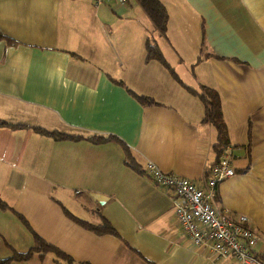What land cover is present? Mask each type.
I'll use <instances>...</instances> for the list:
<instances>
[{
  "label": "crops",
  "instance_id": "1",
  "mask_svg": "<svg viewBox=\"0 0 264 264\" xmlns=\"http://www.w3.org/2000/svg\"><path fill=\"white\" fill-rule=\"evenodd\" d=\"M160 1L164 35L136 0H0V264H64L52 251L1 262L35 235L77 263L234 264L187 242L143 172L152 161L200 183L216 160V130L186 86L220 95L235 173L215 204L248 218L264 254V0ZM146 41L179 80L145 59ZM102 218L116 235L79 223Z\"/></svg>",
  "mask_w": 264,
  "mask_h": 264
},
{
  "label": "built area",
  "instance_id": "2",
  "mask_svg": "<svg viewBox=\"0 0 264 264\" xmlns=\"http://www.w3.org/2000/svg\"><path fill=\"white\" fill-rule=\"evenodd\" d=\"M232 159L231 146H222L200 183L163 171L152 161L145 162L143 172L169 194L176 222L194 248L216 258L232 259L234 264H264L256 249L259 233L248 218L242 214L233 217L215 204L217 186L235 173Z\"/></svg>",
  "mask_w": 264,
  "mask_h": 264
},
{
  "label": "trees",
  "instance_id": "3",
  "mask_svg": "<svg viewBox=\"0 0 264 264\" xmlns=\"http://www.w3.org/2000/svg\"><path fill=\"white\" fill-rule=\"evenodd\" d=\"M140 7L143 9V11L146 13L150 21L152 22L154 30H156L159 34L164 35L167 28V19H168V13L166 10V7L160 0H136ZM1 37V35H0ZM145 59L146 60H156L160 62L165 68H167L170 73L173 75L174 78L178 79L176 73L174 70L168 65L166 60L164 59L160 49L155 43H152L150 41H146L145 44ZM179 80V79H178ZM188 91L192 93L193 95L197 96L199 100L202 102L204 107V113L202 117V121L206 123H210L214 126L217 137L216 142L213 145V148L217 152V156L220 152V149L222 146L229 145V139L227 135L226 130V124L224 122V118L222 115V108H221V99L218 91L214 88L202 86L199 91L194 90L193 88H190L186 86ZM134 98L138 100L142 104H152L156 103L152 98L144 95H138L136 93H133ZM37 131H40L42 133L48 134L54 138H64L69 137L68 134L59 132V131H48L46 129L36 127ZM91 142L97 143V142H103L108 139H116L114 136H102V135H92L88 138ZM122 148L125 153V163L131 166H134L133 158L131 155L130 150L122 144ZM79 223L94 231L97 234L101 233H111V234H117L115 229L112 227V225L109 223V221L105 218L101 219L100 224H92L83 220H79ZM35 244L32 248H30L26 252H14L13 255L8 258L1 260L2 263H7L11 260H24L29 258L34 251H52L54 252L60 259L64 261V264H88V263H77L72 260L70 256L65 254L64 252L60 251L55 246L45 242L37 235L34 236ZM260 258L264 260V254L260 255Z\"/></svg>",
  "mask_w": 264,
  "mask_h": 264
}]
</instances>
